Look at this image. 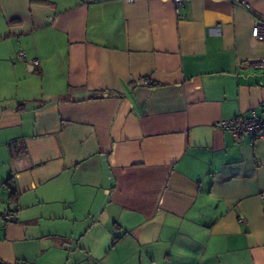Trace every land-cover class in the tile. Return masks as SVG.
Here are the masks:
<instances>
[{
	"label": "crops",
	"instance_id": "1",
	"mask_svg": "<svg viewBox=\"0 0 264 264\" xmlns=\"http://www.w3.org/2000/svg\"><path fill=\"white\" fill-rule=\"evenodd\" d=\"M235 1L0 0V262L264 264V138L218 127L264 116Z\"/></svg>",
	"mask_w": 264,
	"mask_h": 264
},
{
	"label": "built area",
	"instance_id": "2",
	"mask_svg": "<svg viewBox=\"0 0 264 264\" xmlns=\"http://www.w3.org/2000/svg\"><path fill=\"white\" fill-rule=\"evenodd\" d=\"M88 2L91 0H87ZM173 4L175 14L180 15V10L183 8L187 0H170ZM237 4L243 6L250 13L249 7L245 0H236ZM251 37L257 42H264V20L256 18L253 22L250 32ZM22 57L23 54L21 53ZM39 61H34V64H38ZM249 65L255 69L264 70V56L250 61ZM218 127L229 131L235 137H250L252 139L264 138V116H257L254 112L249 116L241 115L234 119L222 121L218 123ZM261 197H264L262 195ZM0 217L6 218L8 221H14V216L10 213L0 214ZM0 264H16L5 263Z\"/></svg>",
	"mask_w": 264,
	"mask_h": 264
},
{
	"label": "rangeland",
	"instance_id": "3",
	"mask_svg": "<svg viewBox=\"0 0 264 264\" xmlns=\"http://www.w3.org/2000/svg\"><path fill=\"white\" fill-rule=\"evenodd\" d=\"M0 66L3 67L2 65H0ZM28 79L35 80L33 76L26 74L24 71L19 76L15 77V78L12 76L6 78V80L9 82V85L11 87L16 88V87L20 86L19 91L18 92L16 91V95L21 94L23 92V90L21 88H23L27 85L26 82L29 81ZM39 85H40V83H39ZM20 97H18V98H20Z\"/></svg>",
	"mask_w": 264,
	"mask_h": 264
},
{
	"label": "trees",
	"instance_id": "4",
	"mask_svg": "<svg viewBox=\"0 0 264 264\" xmlns=\"http://www.w3.org/2000/svg\"><path fill=\"white\" fill-rule=\"evenodd\" d=\"M11 182H12V180H11V178H9L4 184H5L6 186H8L9 188H11V190H12V192H13L14 190H13V187H12V185H11Z\"/></svg>",
	"mask_w": 264,
	"mask_h": 264
}]
</instances>
